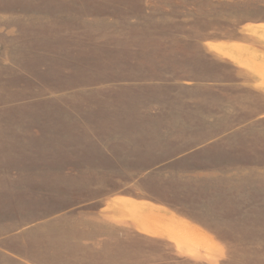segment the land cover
Returning <instances> with one entry per match:
<instances>
[{
	"label": "rangeland",
	"instance_id": "1",
	"mask_svg": "<svg viewBox=\"0 0 264 264\" xmlns=\"http://www.w3.org/2000/svg\"><path fill=\"white\" fill-rule=\"evenodd\" d=\"M44 163L54 197L37 212L107 209L37 232L24 255L38 264H125L97 225L124 224L125 195L135 231L143 217L173 236L136 237L131 264H264V250L210 246L206 263L202 236L140 202L187 207L230 177L264 202V0H0V168ZM259 222L242 231L264 248Z\"/></svg>",
	"mask_w": 264,
	"mask_h": 264
},
{
	"label": "crops",
	"instance_id": "2",
	"mask_svg": "<svg viewBox=\"0 0 264 264\" xmlns=\"http://www.w3.org/2000/svg\"><path fill=\"white\" fill-rule=\"evenodd\" d=\"M2 143L5 145L3 140ZM20 150H23V148L17 147L16 153ZM17 168L16 165L10 168L9 171L0 168V232L2 229L5 230L3 234L0 233V264H38L24 255V250L27 249L26 246L31 243L34 244L37 232L50 234L52 233L53 225H57L61 229L67 228L68 225L62 223L71 218L95 220L99 217L97 215L107 209V203H105L98 212L92 213L73 210L53 216L52 213L47 212L46 208L37 212L38 202L42 204L43 201L53 200L54 182L52 180V169H48L46 163L34 170L32 168H21V170ZM150 170L151 168L146 169V171ZM223 176L224 174H216L212 177L214 180H221ZM229 180L232 183L228 185L225 196L219 195L214 198L211 196V198L200 200H194L191 197L187 207L181 205L174 207V209L164 202H154V204L146 198H142L140 202L152 204L153 206L151 207L154 209H156L154 206L163 209L166 212V215H163L166 217V223L170 224L168 225L169 228L175 223L179 225L181 223L189 227L192 232L202 236L203 241L209 243L208 246L205 244V247H201V249L188 246V249L195 253L200 249L201 254L206 258L204 260L206 263L209 262L206 256L208 253L206 254L203 251L209 249V246L212 247V250L216 249V251L224 255L234 251L264 250L261 246L248 245L244 238L245 232L242 231L244 227L252 230L259 226L261 212H264V202L261 203L257 200L247 201L243 195L244 187L239 183V179L230 177ZM113 200L118 203L124 202V204L130 206L137 201L128 195L115 197ZM2 203L5 204V210L2 209ZM127 205L124 207L113 205L114 208L124 211L125 222L123 225L122 223H116V220H114L116 214L109 215L112 221L108 222V224L98 222L97 225L104 226L99 228L104 230V234L107 236V242L103 246L108 244L113 251H123L124 263L131 264L132 261L128 260V255L133 251L134 242L138 243L139 239L137 240V238L167 239L170 241L173 236L162 232H157L156 234L147 232L148 219L143 217L140 220L135 219V223L141 224V229H136L135 231L132 224L134 223V215ZM261 208L263 209L261 210ZM153 214L155 213H149L144 215V217L149 218ZM236 230H239V235ZM134 231L137 235L135 238ZM240 231L242 232L240 233ZM104 234L100 233L98 238L104 236ZM17 243L20 244V251L16 247ZM190 256H193L191 252ZM220 264H225V262L220 259Z\"/></svg>",
	"mask_w": 264,
	"mask_h": 264
}]
</instances>
